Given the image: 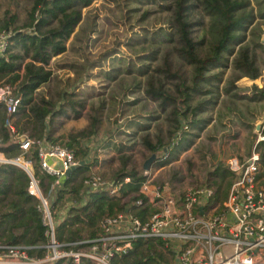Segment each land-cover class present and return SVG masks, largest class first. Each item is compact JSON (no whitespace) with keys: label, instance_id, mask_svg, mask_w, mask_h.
<instances>
[{"label":"trees","instance_id":"trees-1","mask_svg":"<svg viewBox=\"0 0 264 264\" xmlns=\"http://www.w3.org/2000/svg\"><path fill=\"white\" fill-rule=\"evenodd\" d=\"M31 1L27 22L22 27L13 26L15 15L5 14L0 21V33L9 35L6 50L0 55V81L10 84L20 96V105L14 115L8 116L0 103V151L7 157L19 153V136L24 133L31 138L57 142L55 118L65 114L67 108L78 114L86 101L80 96L84 94L82 91L68 89V82L57 91V99L41 91V87L52 79L51 59L66 52L74 27L83 19L82 9L93 0ZM147 4L156 8L152 15L159 16L154 19V24L148 22L153 25L149 30L143 27L142 39L146 43L143 51L149 48V53L138 56L136 62L122 65V69L112 65L104 73V78L115 80L120 73L122 85L111 92L108 99L101 95L97 103H91L86 128L61 135L62 140L66 139L63 144L74 151L79 162H83L61 181L54 203L56 210L67 207L65 219L57 228L58 238L65 242L86 241L103 235V220L126 209L142 218L149 214L148 205L138 207L135 204L142 197L138 192L146 176L134 167L127 168V150L138 139L150 153L166 152L169 156L189 147L193 138L198 136L193 129H204L208 123L200 113L208 106L216 105L221 92L232 98L231 91L238 90L235 87L238 79H257L261 74L258 52H264L261 42L264 0H124V6L134 5L127 9V17L130 19L140 6ZM151 16L145 9L139 20L147 21ZM95 26L92 20L89 29L81 27L74 34V40L81 42L83 37L89 38ZM153 60L156 61L152 63ZM97 63L79 64L76 74L87 69L89 76ZM181 63L191 70L185 72ZM229 68L232 76L220 88L223 75ZM250 92L248 96L238 98H246L255 102V108L258 104L264 109V87L252 84ZM134 94L142 95L145 100L138 109L134 107L142 98L130 99ZM146 99L155 103L152 110L146 109ZM124 104L133 107L132 111L123 118V123H117L120 114L125 112L120 109ZM118 106L113 128L115 134L123 133L126 141L107 131L106 141L101 143V139L96 138L102 118L105 112L113 114ZM229 109L233 110L231 106ZM145 112L148 113L146 117L143 116ZM162 118L167 133H158L155 139H149L151 121ZM175 140L178 145L172 150L169 145ZM100 147L112 148L120 156V166L112 178L119 184L117 195H111L107 189L86 187L82 181L74 182L80 172L98 163ZM258 148L264 175V140L258 143ZM29 157L33 160L36 176L46 187L54 177L40 171L34 148L30 149ZM0 173H4L0 182V243L45 244L48 240L46 227L38 210V201L26 191L27 175L10 164L0 165ZM230 174L220 161L216 163L211 175L215 177L212 184L216 187L217 197L226 194L231 184ZM124 178L128 181L124 182ZM157 244L161 242L133 240L128 253L116 256L113 263L161 264L164 259L162 252L157 251ZM36 252L40 254L42 250ZM82 264L92 263L83 259Z\"/></svg>","mask_w":264,"mask_h":264},{"label":"built area","instance_id":"built-area-1","mask_svg":"<svg viewBox=\"0 0 264 264\" xmlns=\"http://www.w3.org/2000/svg\"><path fill=\"white\" fill-rule=\"evenodd\" d=\"M8 37V33H0V55L6 50ZM0 103L8 116L18 111L20 96L8 83H0ZM263 128L247 156H230L225 161L231 184L224 196L217 197L212 183L176 195L167 183L154 186L146 177L138 192L142 197L135 204L148 205L151 210L155 206L152 212L142 218L126 209L108 216L101 224L103 235L76 242L58 238L57 228L67 207L54 208L61 181L69 175L68 169L79 163L74 151L58 142L21 134L19 153L7 157L0 151V165H14L27 175L26 191L38 201L48 240L41 246L0 243V264H82L83 259L92 264H115L113 259L128 253L136 239L160 241L157 251L166 253L161 264H264V175L258 148L264 140ZM31 148L36 151L40 171L54 177L46 187L35 174ZM167 156L163 153L157 162H164ZM82 183L107 189L111 195L119 191V184L104 181L93 173V167Z\"/></svg>","mask_w":264,"mask_h":264},{"label":"rangeland","instance_id":"rangeland-1","mask_svg":"<svg viewBox=\"0 0 264 264\" xmlns=\"http://www.w3.org/2000/svg\"><path fill=\"white\" fill-rule=\"evenodd\" d=\"M31 4V0H0V21L4 19L5 14H8V16L15 15L16 21L13 26L22 27L27 22ZM130 7H134V5L124 6V0H93L88 7L82 9L83 19L74 27V31L67 42L66 52L51 59L53 76L49 84L41 87V91L50 93L57 99V91L64 83L68 82L70 84L68 89H79L85 94H80L81 98L86 100L84 108L80 109L78 114L67 108L65 114L55 118L54 136L58 137V143L63 144L66 140L65 137L62 140L61 135L86 128L89 123L91 103H97L101 95L108 99L110 93L117 90L119 85H122L120 73L117 74L115 80L110 77L104 78V73L112 65L120 66L122 69V65L126 66L127 63L136 62L138 56L149 53V48L143 51L146 45L145 40L142 39L145 30L143 27L149 30L153 26L149 25L148 22L152 21V24H154V19L159 17L157 14L152 15L156 8L150 4H147V6L142 5L140 10L138 9L137 12L133 13V17L129 19L127 9ZM145 9L150 11L152 18L147 21H140V15ZM92 20L96 23L95 31L89 33V38L83 37L81 42H76L74 34L81 27L89 29L88 26ZM156 26H158V23ZM262 39H264V35ZM258 53L261 67L260 76L257 79L247 77L238 79L235 82V87L238 90L233 89L231 91L232 98L224 96L221 92L218 103L214 106H208L200 113L205 119H208V123L204 129H193L192 132H198V136L193 138V143L189 147L179 149L172 156L167 153L168 156L164 162H157V158L163 152L155 153L156 159L152 160L149 167L144 170L145 161L153 153L147 151L142 145L143 141L138 139L125 154L128 157L127 168L134 167L139 173L145 175L147 180L154 186H164L167 183V188L176 195H182L184 191L191 187L211 185L212 180L215 179L211 173L217 162L220 161L225 166V161L230 156H247L253 150L257 139L256 124L261 123L259 130L261 127L263 128L264 109H260L258 104L255 108V102L246 98L240 99L238 96H248L251 93L252 84L264 87V52L260 51ZM172 60L176 61L174 57H172ZM91 61H98L96 64L98 66L93 68L89 76H87V69L76 74V67L79 64H87ZM155 61L153 60L152 63ZM181 65L185 72L188 73L191 70L188 65L183 63ZM125 76L127 77V75ZM231 76L232 69L229 68L223 75V80L219 84L220 88ZM137 97L142 98V95L134 94L130 99ZM146 101V109L152 110L155 103L147 99ZM144 102L145 100L142 98V101L134 108L138 109ZM229 106L233 108L232 111ZM132 108L126 104L121 106L120 109L125 112L120 114L117 123H123V118L131 113ZM118 113L119 106L113 114L105 112L96 139L106 137L107 131L110 130L115 134L113 128L115 125L114 118L117 117ZM147 114L145 112L143 116L146 117ZM121 128L124 129L125 126L123 125ZM167 130L163 118L158 121L152 120L149 139H155L158 133L166 134ZM115 137H118L119 140L122 139L124 142L126 141L123 133H116ZM176 145H178L177 140L169 146H172L173 150ZM171 151L169 152L171 153ZM119 157L113 154H105L100 157L101 166L98 168L93 167V173L99 175L106 182L112 181L114 172L120 166ZM159 163H162L161 167L158 166ZM89 172V169L80 172L75 177L74 182L82 181ZM3 177L4 173H0V182ZM261 182H264V179ZM152 208L155 209V206ZM20 229L17 228V230ZM162 254L166 258L164 251Z\"/></svg>","mask_w":264,"mask_h":264},{"label":"crops","instance_id":"crops-1","mask_svg":"<svg viewBox=\"0 0 264 264\" xmlns=\"http://www.w3.org/2000/svg\"><path fill=\"white\" fill-rule=\"evenodd\" d=\"M109 133H111L112 134V130H110L109 131ZM106 141V138L105 137H102L101 138V143H103V142H105ZM98 163L97 164H94V165H92L90 168H89V170L92 168V167H96V168H98V167H100L101 166V159H100V157H103L105 154H113V155H117L118 153H116L115 151H114V149H112V148H102V147H100L99 149H98ZM65 179V178H64Z\"/></svg>","mask_w":264,"mask_h":264},{"label":"water","instance_id":"water-1","mask_svg":"<svg viewBox=\"0 0 264 264\" xmlns=\"http://www.w3.org/2000/svg\"><path fill=\"white\" fill-rule=\"evenodd\" d=\"M262 44L264 45V39L261 40ZM261 123H257L256 124V130H259V127H260ZM156 159V154L153 153L151 154V156L145 161L143 167H144V170H146L148 167H149V164L152 160ZM83 162H79L77 165L71 167L70 169H68V171L66 172V174L68 175L71 171H73L75 168H78L80 165H82Z\"/></svg>","mask_w":264,"mask_h":264}]
</instances>
